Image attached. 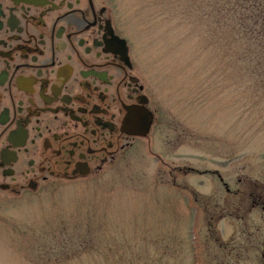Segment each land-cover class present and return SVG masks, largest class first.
<instances>
[{"label":"rangeland","instance_id":"374dc122","mask_svg":"<svg viewBox=\"0 0 264 264\" xmlns=\"http://www.w3.org/2000/svg\"><path fill=\"white\" fill-rule=\"evenodd\" d=\"M166 124L0 211V264H264V67L233 0H120Z\"/></svg>","mask_w":264,"mask_h":264},{"label":"flooded vegetation","instance_id":"af4514ba","mask_svg":"<svg viewBox=\"0 0 264 264\" xmlns=\"http://www.w3.org/2000/svg\"><path fill=\"white\" fill-rule=\"evenodd\" d=\"M119 1L0 0V211L117 166L166 124Z\"/></svg>","mask_w":264,"mask_h":264},{"label":"trees","instance_id":"16d2710c","mask_svg":"<svg viewBox=\"0 0 264 264\" xmlns=\"http://www.w3.org/2000/svg\"><path fill=\"white\" fill-rule=\"evenodd\" d=\"M234 15L238 24L259 51L260 63L264 67V0H233Z\"/></svg>","mask_w":264,"mask_h":264},{"label":"water","instance_id":"95a60500","mask_svg":"<svg viewBox=\"0 0 264 264\" xmlns=\"http://www.w3.org/2000/svg\"><path fill=\"white\" fill-rule=\"evenodd\" d=\"M144 133V132H143ZM141 135H144V134H141Z\"/></svg>","mask_w":264,"mask_h":264}]
</instances>
